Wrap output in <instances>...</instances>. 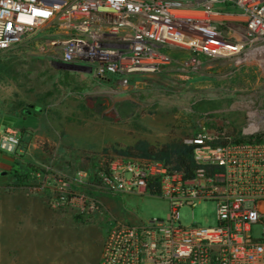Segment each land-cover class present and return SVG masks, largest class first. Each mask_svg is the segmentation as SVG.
<instances>
[{
    "label": "built area",
    "instance_id": "2783aa9c",
    "mask_svg": "<svg viewBox=\"0 0 264 264\" xmlns=\"http://www.w3.org/2000/svg\"><path fill=\"white\" fill-rule=\"evenodd\" d=\"M45 28L66 36L49 43L55 63L121 86L169 63V48L188 53L190 73L218 61L264 71V0H0V52ZM183 143L193 147L190 177L161 162L118 158L98 169L99 193L146 195L169 208L164 220L138 223L100 213V264H264V236L253 234L264 227V111L248 112L235 133L202 117ZM19 146L14 129L0 132V153L14 156ZM60 201L53 206L73 203ZM200 203L213 206L214 222L182 225L179 211Z\"/></svg>",
    "mask_w": 264,
    "mask_h": 264
},
{
    "label": "rangeland",
    "instance_id": "374dc122",
    "mask_svg": "<svg viewBox=\"0 0 264 264\" xmlns=\"http://www.w3.org/2000/svg\"><path fill=\"white\" fill-rule=\"evenodd\" d=\"M55 34L42 29L2 58L0 113L38 114L13 126L20 146L0 173V264H100L105 213L138 223L164 220L169 210L163 199L96 191L98 169L115 159L100 155L104 148L184 141L202 117L228 122L235 133L248 112L264 111V71L257 67L218 61L190 73L183 67L188 53L169 48V63L121 86L55 63L58 50L49 43L66 38ZM64 195L73 203L53 206ZM90 206L98 209L84 217ZM178 217L182 225H206L215 212L200 203ZM253 234L264 236V227Z\"/></svg>",
    "mask_w": 264,
    "mask_h": 264
},
{
    "label": "trees",
    "instance_id": "16d2710c",
    "mask_svg": "<svg viewBox=\"0 0 264 264\" xmlns=\"http://www.w3.org/2000/svg\"><path fill=\"white\" fill-rule=\"evenodd\" d=\"M4 52H0V73L5 69L2 59L5 54ZM9 70L10 73L13 72L12 68H9ZM7 75H9V71ZM192 151L193 147L185 145L181 140L163 144H150L145 140H138L129 146L106 147L100 152V155L104 156L105 159H108L109 154H112L114 158L132 162H161L164 165L172 166L175 170L181 171L185 177H190L193 167ZM107 164L105 162L104 166ZM148 188L152 196L158 195L157 187L153 189L152 185H150Z\"/></svg>",
    "mask_w": 264,
    "mask_h": 264
},
{
    "label": "crops",
    "instance_id": "0c3cea01",
    "mask_svg": "<svg viewBox=\"0 0 264 264\" xmlns=\"http://www.w3.org/2000/svg\"><path fill=\"white\" fill-rule=\"evenodd\" d=\"M61 35L63 36L62 33H60V34L56 33L54 35V38H57V36H61ZM34 113L38 114L35 111V108L33 109V111L30 110L29 114H27V115L22 113V111L21 112L17 111V114H10L6 111L5 112L3 111L2 113H0V132L5 131L7 129H14L17 132L18 137L20 139V135H21L20 132L18 130H16L15 128H13V126L15 124L19 125V124H22L23 122H26V119L32 117ZM12 162H13V156H9V155H5L3 153H0V173L1 172H7L10 169ZM129 223H131V222H129Z\"/></svg>",
    "mask_w": 264,
    "mask_h": 264
},
{
    "label": "water",
    "instance_id": "95a60500",
    "mask_svg": "<svg viewBox=\"0 0 264 264\" xmlns=\"http://www.w3.org/2000/svg\"><path fill=\"white\" fill-rule=\"evenodd\" d=\"M64 68H67V69H69L70 67H68V66H65Z\"/></svg>",
    "mask_w": 264,
    "mask_h": 264
}]
</instances>
